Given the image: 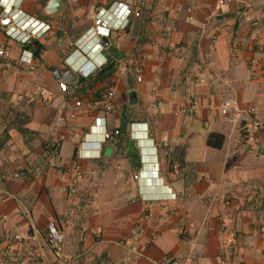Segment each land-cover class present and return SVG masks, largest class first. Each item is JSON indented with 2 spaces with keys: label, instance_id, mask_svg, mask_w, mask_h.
I'll use <instances>...</instances> for the list:
<instances>
[{
  "label": "crops",
  "instance_id": "crops-1",
  "mask_svg": "<svg viewBox=\"0 0 264 264\" xmlns=\"http://www.w3.org/2000/svg\"><path fill=\"white\" fill-rule=\"evenodd\" d=\"M138 1L140 16L112 29L100 51L89 33L96 17L119 24L118 12ZM11 4L22 24L49 28L33 69L15 63L30 52L24 43L0 31L14 63L0 67V172L32 170L0 179L13 194L0 192L4 264H159L166 254L186 264H264V0ZM79 46L106 61L90 78L67 75L85 60ZM228 97L255 111L233 122L218 108ZM251 119L263 127L246 139L240 124ZM105 128L121 133L104 141ZM211 133L224 135L220 148L209 145ZM61 136L59 154L46 150ZM60 161L83 172L72 195ZM51 220L64 234L59 248L46 242Z\"/></svg>",
  "mask_w": 264,
  "mask_h": 264
},
{
  "label": "built area",
  "instance_id": "built-area-1",
  "mask_svg": "<svg viewBox=\"0 0 264 264\" xmlns=\"http://www.w3.org/2000/svg\"><path fill=\"white\" fill-rule=\"evenodd\" d=\"M12 0H0V8L2 9V13L0 16V31L2 29H5V32L10 37L21 41L25 43L30 38H38L42 36L49 28V25L45 22H41L40 24L44 25V29H38L37 25H28L26 26L25 23L22 24L21 20L16 17L14 14V11L16 10V7H14L11 4ZM141 1H138V5L136 7H129L125 6L123 9V12H118V16L122 13V21L119 24L114 23H105V20L102 16L96 17L94 23L95 25L89 29V33L93 36L97 37V39L100 41L101 35H107L109 32L112 31V29H124L129 21L130 17L132 16H140L141 14ZM100 28L102 30H100ZM105 30V32H103ZM28 56L21 55L17 61L15 60V63L18 65H26L29 69H33V56L31 52H28ZM256 62L255 59L251 60V63ZM11 58H10V49L6 43H0V67L1 68H7L11 66ZM88 72H84V75H87ZM138 76L136 77L138 81L141 80V74L138 71ZM259 80L263 85L264 89V67L261 69V72L259 73ZM38 92L43 95H49V91L44 88H39ZM113 96V91L110 90L104 95V101H103V108L105 110H111L112 109V103L111 99ZM80 102L77 101L76 105H79ZM219 110L221 114L225 115L229 119H231L233 122H240L242 123V116L246 113H252L255 111V107H242L235 98L228 97L224 99L220 105ZM71 118L76 116V112H72L69 115ZM263 126L262 124L254 119H251L250 122L243 124H240V129L242 130V134L246 139H252L254 137V134L256 131L261 129ZM120 134V130L118 128H105L103 131V140H109L113 138L116 135ZM64 137H58L55 140H51L46 142L45 148L50 153L57 155L60 152L61 142L63 141ZM59 170L61 173V177L66 181L64 185L62 186V190L67 195H72L76 189V186L79 182V180L83 177V172L81 171L79 164L74 163L73 165H68L64 161L59 162ZM32 173V170L29 167H24L17 170L12 171H3L0 172V179L1 182H4L8 178H23L26 176H29V174ZM0 192L3 194H7L10 196H13V194L9 193L6 189L2 187V184H0ZM173 196L174 193H173ZM261 232L264 235V226L261 227ZM180 235L183 239V241L187 242L189 240L188 233L186 228L180 229ZM15 239L20 240L19 235L14 236ZM132 240L131 236H126L122 238V243L127 244L130 243ZM46 242L47 244L52 248H59L61 244L64 242V234L59 229L58 225L54 220H51L47 224V233H46ZM133 250H137V247L135 245H132ZM10 250H4L0 253V264H4L5 260L7 258V255ZM222 264H226L224 261L221 262ZM159 264H186V261L180 257H175L170 254L164 255L160 261Z\"/></svg>",
  "mask_w": 264,
  "mask_h": 264
},
{
  "label": "trees",
  "instance_id": "trees-1",
  "mask_svg": "<svg viewBox=\"0 0 264 264\" xmlns=\"http://www.w3.org/2000/svg\"><path fill=\"white\" fill-rule=\"evenodd\" d=\"M24 46L27 50L32 53L33 58H39L43 51L45 50V45L37 38H30L28 41L24 43ZM94 73L90 74L89 76L85 77L79 75L80 78H90L93 76ZM120 133H121V129ZM216 137V138H215ZM219 137V138H217ZM224 141V135L220 133H211L208 139V143L210 146L220 148Z\"/></svg>",
  "mask_w": 264,
  "mask_h": 264
},
{
  "label": "clouds",
  "instance_id": "clouds-1",
  "mask_svg": "<svg viewBox=\"0 0 264 264\" xmlns=\"http://www.w3.org/2000/svg\"><path fill=\"white\" fill-rule=\"evenodd\" d=\"M97 46L99 47L100 51H102L104 48L99 40L97 41ZM77 50L79 54H81L82 56H85V60L78 63L74 67L76 69L75 72L82 76H85V77L89 76L90 74L94 73L95 70H97L99 67H101L106 62V61H103L99 63L94 57L90 55V51L85 50L83 46H79ZM84 72H88L87 75H84Z\"/></svg>",
  "mask_w": 264,
  "mask_h": 264
},
{
  "label": "water",
  "instance_id": "water-1",
  "mask_svg": "<svg viewBox=\"0 0 264 264\" xmlns=\"http://www.w3.org/2000/svg\"><path fill=\"white\" fill-rule=\"evenodd\" d=\"M55 1H57V0H55ZM59 2H60L61 4H63L62 1H59ZM54 8H55V7H54ZM57 10H58V9H57ZM54 11H56V9L53 10L52 12H54ZM100 43L103 45V47H107V46L109 45V37H108V35H101V36H100ZM55 74L57 75V77H59V76L61 75L60 70H57V71L55 72ZM67 75H73V76H76L77 73L74 72L73 70H68V71H67ZM134 95H135V93H134L133 91H131V92H130V97H131L132 102H134Z\"/></svg>",
  "mask_w": 264,
  "mask_h": 264
}]
</instances>
